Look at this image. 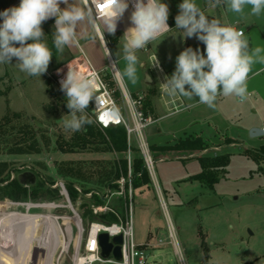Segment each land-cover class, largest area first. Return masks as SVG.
Instances as JSON below:
<instances>
[{"label": "rangeland", "instance_id": "rangeland-1", "mask_svg": "<svg viewBox=\"0 0 264 264\" xmlns=\"http://www.w3.org/2000/svg\"><path fill=\"white\" fill-rule=\"evenodd\" d=\"M223 9L224 6L221 5L216 10L217 19L218 13L221 14ZM250 11L249 6L245 8L244 15L231 12V26L243 29L250 47L264 48V13L253 16ZM168 22L171 23L172 18H169ZM224 24L228 25L225 20ZM42 28L48 46L53 51L46 74L41 76L40 80L27 76L11 65L9 73L15 80L13 83L4 81L0 85V161H7L11 177H16L25 184H33L39 179L55 182L62 179L68 183L74 182L81 191L90 187L103 193L106 188L92 181L95 175L90 178L87 174L82 177L68 174V167L96 171L102 161L112 160L114 154L98 150L96 147H88L75 153H65L59 149L60 141L71 142L76 133L66 131L60 120L63 115L69 113V109L66 107L65 93L60 90L57 80L72 66V60H66L69 57L66 50L62 54L56 52L52 37L55 29L51 26ZM176 32L177 43L167 40V36L161 37V41L151 45L152 48L148 47L138 53L140 60L143 59L150 65L155 57L175 61L181 52L177 48H182L178 44V37L187 42ZM123 34L122 31L115 32L114 35L104 34L115 59L117 49L113 46L122 43L120 38ZM170 55L172 57H168ZM116 63L122 72L125 61L119 59ZM116 73L111 66L101 72L108 86L114 91L120 90ZM143 74V68L139 67L135 84L129 82L126 77L124 81L133 97H142L143 109L148 113L149 100L144 91L139 90L144 86ZM146 74L151 77L154 72ZM257 83L264 86V70L248 80V86ZM136 90L139 91L131 92ZM248 92L251 96L244 102L234 96H219L214 109L199 104L196 100L185 99L184 104L176 103L171 106L156 102L160 115L170 113L175 106L183 109L160 121L163 133L148 136L151 149L152 145L169 142L165 145L172 146L181 138L202 134L210 145L217 144L213 147L208 145L202 154L230 153L231 160L226 174L214 188H210L199 181L188 180L191 175L201 171L197 157L200 153L190 155L188 152L174 149L165 153L152 150L156 180L167 208H162L159 192L151 180L149 186L135 189L133 210L136 242L155 245L151 249L150 264H181L169 242L168 223H172L175 228L186 264H264V155L259 153L260 147L264 145V136L254 137L250 133L251 128L264 124V95L258 96L254 90ZM224 98L226 103L222 101ZM117 100L122 106L121 97H117ZM91 104L90 102L89 107ZM218 104L220 107L216 110ZM91 113L94 116L93 109ZM91 113L88 111L89 117L96 123ZM220 135L233 139L221 138ZM35 143L38 144L40 153H13L20 145L27 148ZM132 143L134 146L138 144L135 136H132ZM134 154L135 151L132 153L133 158ZM62 170L68 173L60 172L63 174L61 175L59 171ZM60 195V198L54 200L40 197L30 198L25 202L6 198L0 200V203H6V207L0 211L24 215H53L55 219L45 226L34 221L29 223L38 242H64L65 249L59 246L55 251L54 264H74L77 257L79 261L84 260V243L90 224L94 221L109 223L107 218L101 216L110 213L92 210V215H85L81 208L83 203L89 200L95 202L94 199L81 195L80 192L74 200L70 195V200L61 193ZM112 203L119 202L111 201V206ZM160 239H163L164 243L158 244ZM38 247L35 243L32 249L36 250ZM5 258L2 264H17L10 254ZM30 260L28 264L32 263Z\"/></svg>", "mask_w": 264, "mask_h": 264}, {"label": "clouds", "instance_id": "clouds-1", "mask_svg": "<svg viewBox=\"0 0 264 264\" xmlns=\"http://www.w3.org/2000/svg\"><path fill=\"white\" fill-rule=\"evenodd\" d=\"M207 3L211 8L226 6L239 15H244L249 6L253 16L264 13V0H207ZM61 4L65 7L61 8ZM97 8L104 11L100 39L106 58L111 60L104 33L115 34L118 21L129 8V0H20L19 6L0 12V65H14L27 76L40 79L53 57L42 24L54 18L53 46L62 54L76 42L77 28L82 24L90 26L89 38L96 39ZM132 8L131 26L120 38L116 60L125 61L118 76L135 84L138 68L142 67L138 53L161 41L173 28L168 24L169 6L162 0H132ZM178 8L176 33L185 39H197L205 48L201 51L188 47L181 51L175 59L174 72L159 84L160 91L170 97L196 100L212 109L219 96H234L244 102L249 95L248 80L253 66L264 64V48L250 47L243 30L225 25L217 18L209 19L196 0H182ZM152 65L159 66L156 57ZM60 90L65 93L69 109L60 119L63 128L75 133L93 123L88 111L90 102L96 99L95 78L68 68L60 80Z\"/></svg>", "mask_w": 264, "mask_h": 264}, {"label": "built area", "instance_id": "built-area-1", "mask_svg": "<svg viewBox=\"0 0 264 264\" xmlns=\"http://www.w3.org/2000/svg\"><path fill=\"white\" fill-rule=\"evenodd\" d=\"M129 8L133 11L132 0H129ZM97 32L101 36V22L104 16V11L97 8ZM169 24V23H168ZM241 30V29H239ZM69 69H75L80 73L94 77L96 81V99L91 101L93 109H95L94 119L95 122L101 128H108L112 125H123L127 131L128 138V174L120 177L116 182L118 187L116 189L108 186L103 195V199L106 200L104 204H95L91 200L85 202L92 208L94 212L102 213H114L118 220L112 223L94 221L90 224V228L87 232L84 243V260L82 262H75L74 264H95L97 262L109 263V264H150L149 259L151 255V249L155 247L154 244L149 242L145 244H138L135 240L134 233V221L133 210L135 202V188L133 186V157L132 153L135 148L140 151V155L144 161V168L148 171L151 180L154 182L159 196L161 199L162 208L166 210L167 205L164 201L162 191L156 180L155 175V159L152 154L151 145L148 142L147 129L150 126L156 125L158 119L147 114L143 109L142 97L135 98L131 93L120 83V92L123 105L118 104V100L115 97V91L111 89L107 82L101 75V71L94 68L91 62L84 57L75 59L72 66ZM68 71V69H67ZM67 71L61 74L57 80L60 84V80L63 79ZM119 80V79H118ZM251 96L249 92L248 97ZM132 136H135L138 144L133 145ZM54 187H59L60 192L68 200L69 192L67 189V182L59 179L54 184ZM75 187L79 190L81 195L91 198L93 192L84 193L78 186ZM114 198H123L125 214L124 216L118 213L111 205L110 202ZM70 202V201H69ZM82 205V204H81ZM169 226V242L174 247V250L181 260V264H186L182 248L178 241V237L175 228L172 223H168ZM102 232H107L112 239L114 236L122 235L123 241L121 243L122 259L116 260L112 255L110 258H103L101 256V247L99 245V235ZM164 243L163 239L159 240L158 244Z\"/></svg>", "mask_w": 264, "mask_h": 264}, {"label": "trees", "instance_id": "trees-1", "mask_svg": "<svg viewBox=\"0 0 264 264\" xmlns=\"http://www.w3.org/2000/svg\"><path fill=\"white\" fill-rule=\"evenodd\" d=\"M169 23V22H168ZM170 28L174 29V23H169ZM16 61L15 59H13ZM114 83V82H113ZM114 85V84H113ZM120 90L115 91V97H120ZM93 106L89 107L91 113ZM147 113V112H146ZM93 116V114H90ZM94 117V116H93ZM18 143V142H17ZM19 144V143H18ZM59 149L65 153H75L86 149L88 147H96L98 150L108 151L114 154V157L110 161H102L100 168L96 171H82L73 167H68V172L65 170L59 171L68 173L75 177H82L83 174L87 176L95 175V179L92 180L94 183L97 182L105 188L110 186L115 189L118 187L117 180L128 174V138L127 131L123 125H112L108 128H101L97 123H91L84 126V130L75 133L74 139L69 141H60ZM207 143L201 136H189L179 140L172 146H158L152 145L153 151L167 152L170 149L176 151L188 152L190 155H197L200 164L201 171L194 175H191L188 180L199 181L210 188H214L215 184L219 182L222 176L227 172V167L230 164L231 154L230 153H217V154H202L201 152L207 148ZM260 154L264 155V145L260 147ZM135 154L133 158V186L134 188L149 186L151 179L148 171L144 168V161L140 155L138 149H134ZM13 153H40L38 144H31L27 148L19 146ZM9 169V163L7 161H0V200L6 198L15 202H25L31 199H38L40 197L48 198L51 200L58 199L61 197L60 188L54 187L55 180L39 179L33 184H25L18 178L11 177ZM61 174V173H60ZM63 175V174H61ZM65 175V174H64ZM86 178V176H84ZM91 178V177H90ZM67 189L71 199H76L79 195V190L75 187L74 182H67ZM106 190V189H105ZM92 199L95 204H104L106 200L103 199V193H99L90 187H85L82 192L89 193L93 192ZM117 200L119 203L113 204L112 207L121 215L124 216V200L123 198H114L112 201L115 203ZM82 206V205H81ZM6 203H0V209H4ZM85 215H92V208L88 206V203H83L81 207ZM101 217L107 218L109 223L116 222L118 220L116 214L110 213L102 215Z\"/></svg>", "mask_w": 264, "mask_h": 264}, {"label": "crops", "instance_id": "crops-1", "mask_svg": "<svg viewBox=\"0 0 264 264\" xmlns=\"http://www.w3.org/2000/svg\"><path fill=\"white\" fill-rule=\"evenodd\" d=\"M70 2H71V0H70ZM162 2L168 4V6H169V18H172V23H174V28H175V17L179 13L178 5L180 3H182V0H162ZM19 3H20V0H0V12L4 11L5 9L14 7V6H19ZM196 3L203 10H205L206 14L209 15V19L216 18L215 12L218 9V7H216V8L208 7L207 0H196ZM60 7L64 8L65 5L61 4ZM131 12L132 11L130 10V8H128V10H126L122 19H120L117 23L116 32H118V31L119 32L120 31L125 32V30L131 26V22H130ZM220 15H221L222 23H224V20H225L226 23L228 24V26H231V23H232L231 22V20H232L231 11H229L226 8V6H224L223 12ZM0 23H2V20H0ZM54 23H55L54 18L49 19L47 22L42 24V27L43 26L44 27L45 26H51L54 28ZM237 24H239V23H237ZM102 29H103V20L101 22V33H102ZM237 29L239 30V29H241V27H238ZM241 30H243V29H241ZM176 31H177L176 29H173L169 33L165 34L162 37L167 36L168 37L167 40H169L170 42L177 43L176 36H175ZM104 34H108V33L105 32ZM91 35H92V30H91L89 25H87V24L80 25L77 28L76 42L72 46L65 48V50L67 51L68 56H69L66 60H72V63H74L75 59H77L79 57H84V58H87L91 62V64L94 66L95 69H97L101 72H104V70L106 69L107 66H109V67L111 66L113 71L116 73V71L113 68V65L117 69V73L121 72L117 63H116V59L113 55V52L111 50V46L107 44V47L111 52V60H110V59L106 58V56H105V50H104V47L102 46L100 35L97 32V30L95 33L96 39H90L89 37ZM185 40H187L186 43L188 44V47H192L193 49L199 48L201 51H203L205 48V46L195 38H188ZM184 43H185L184 40L182 43H178L181 45L182 48H177V50L183 51L185 48H188L184 45ZM119 46H120V44L113 46L114 48L117 49V52L119 51ZM148 47H149V49L152 48L151 44H149ZM145 50L146 49H144V51ZM168 57H172V56L170 55ZM156 58L159 61V66L150 65L149 62H147L143 59L140 60L142 62V68H143V72H144V74L142 75L144 86L142 87V89H139V90L144 91V93L146 94V97L149 100V102H148V110L149 111L147 114H150L152 117L158 119V122L156 123L157 131L152 136H155V135L157 136V135H160L161 133H163V128L160 125L161 120L166 119L170 115H172V114L180 111L181 109H183V107L176 108L177 106H175L174 109L172 107H170V109H173L170 113H164V114L160 115L157 111L158 109H157V103L156 102H158L159 104H160V102H162L165 106H171V104H176V103H179L180 105H182V104H184V101L186 99V98H183L180 96L170 97L166 94H163L160 91L159 84L164 82L165 76H170L174 72L175 61L166 60V59H163L161 57H156ZM12 63L15 64L16 61L13 60ZM9 66H11V65L10 64L0 65V85H2L4 81H10L11 83H13V81L15 80L14 76L9 73ZM262 70H264V64H260V63L255 64L253 66V72L250 74V79H252L253 77L256 76L255 73H260ZM150 71L152 73L154 72V75H150L151 77L148 80L146 73L150 72ZM145 77H146V79H145ZM118 78L121 81L122 85L125 86V88H127V90L129 91L128 85L124 81V78H120L119 76H118ZM15 82H17V81H15ZM17 83L19 84V82H17ZM139 90L131 91V92L136 93ZM248 90L256 91V94L258 96L264 95V86L262 84H259V83L255 84V85L248 86ZM154 101H155L156 105L154 104ZM222 101H224L225 103L227 102L226 98H224ZM218 103H221V102H218ZM219 107H220V105L218 104L216 110H218ZM259 127H264V124L259 126ZM191 136H193V135H191ZM194 136H201L204 139V141L207 143V145H210L208 139L204 138L202 136V134H196ZM220 137L221 138H227L228 140L233 139L232 137L227 136V135H222V136L220 135ZM181 139H183V138H181ZM181 139H179V140H181ZM178 141H176V142H178ZM168 143L169 142H166L163 145L168 144ZM216 145L217 144H211L210 147H213ZM158 146H162V145H158ZM160 159H162V157L159 158V160ZM24 254H25L24 257L27 260L29 254L26 252ZM77 259H78V257H77ZM27 261H29V260H27Z\"/></svg>", "mask_w": 264, "mask_h": 264}, {"label": "bare ground", "instance_id": "bare-ground-1", "mask_svg": "<svg viewBox=\"0 0 264 264\" xmlns=\"http://www.w3.org/2000/svg\"><path fill=\"white\" fill-rule=\"evenodd\" d=\"M113 68L117 72L114 65ZM54 219L55 217L50 214L24 215L17 212L0 211V264L6 260L5 256L7 254H10L17 264H27L28 259H31V264H45L44 262L54 264L55 251L59 246L64 247V242L62 240L38 242L37 236L29 223V221H34L41 226H45L46 223ZM35 243L39 246L36 250L32 249ZM25 252L29 254L27 260L24 257ZM40 254L41 256H39ZM75 262L82 261L77 259Z\"/></svg>", "mask_w": 264, "mask_h": 264}, {"label": "water", "instance_id": "water-1", "mask_svg": "<svg viewBox=\"0 0 264 264\" xmlns=\"http://www.w3.org/2000/svg\"><path fill=\"white\" fill-rule=\"evenodd\" d=\"M218 19L221 20V15L218 14ZM178 41L180 43L183 42L181 38L178 37ZM186 47H188L187 43H184ZM150 77L148 76V80ZM93 113H95V109H93ZM157 131V126L153 125L150 126L147 129L148 135H153ZM251 136L258 137V136H264V127H253L251 128ZM1 185V184H0ZM123 241L122 235H117L114 236L112 239L110 238L109 233L107 232H102L99 235V245L101 247V256L103 258H110L111 255L116 259V260H121L122 259V251H121V243Z\"/></svg>", "mask_w": 264, "mask_h": 264}, {"label": "snow or ice", "instance_id": "snow-or-ice-1", "mask_svg": "<svg viewBox=\"0 0 264 264\" xmlns=\"http://www.w3.org/2000/svg\"><path fill=\"white\" fill-rule=\"evenodd\" d=\"M104 7V5H101V8H103Z\"/></svg>", "mask_w": 264, "mask_h": 264}]
</instances>
